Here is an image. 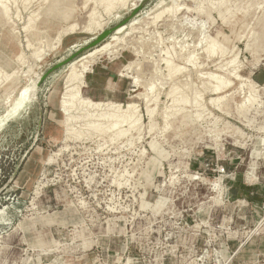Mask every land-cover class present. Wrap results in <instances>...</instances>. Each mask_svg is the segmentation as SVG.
<instances>
[{"label": "rangeland", "instance_id": "1", "mask_svg": "<svg viewBox=\"0 0 264 264\" xmlns=\"http://www.w3.org/2000/svg\"><path fill=\"white\" fill-rule=\"evenodd\" d=\"M0 264H264V0H0Z\"/></svg>", "mask_w": 264, "mask_h": 264}, {"label": "water", "instance_id": "2", "mask_svg": "<svg viewBox=\"0 0 264 264\" xmlns=\"http://www.w3.org/2000/svg\"><path fill=\"white\" fill-rule=\"evenodd\" d=\"M137 13V11H134L132 15L126 19L125 21L121 22L117 26L111 28V29H106L103 32H101L89 45L86 47H83L79 49L76 53L72 54L70 57L67 59L57 63L55 66H53L51 69H49L40 79V83L44 82L52 73L55 71L60 70L64 66L69 65L76 59L80 57V55L84 52H88L94 48H97L101 44H103L108 38H110L114 33L118 32V30L122 29L123 27L127 26L128 22L133 18V16ZM13 180V179H12ZM11 180V181H12Z\"/></svg>", "mask_w": 264, "mask_h": 264}, {"label": "bare ground", "instance_id": "3", "mask_svg": "<svg viewBox=\"0 0 264 264\" xmlns=\"http://www.w3.org/2000/svg\"><path fill=\"white\" fill-rule=\"evenodd\" d=\"M160 4H161V3H159L158 5H156L155 8L152 9V12H155V10H156L158 7H160ZM170 11H171V10H170ZM155 13H156V12H155ZM128 29H129L128 27H127V28L123 27L122 29L118 30V32L115 33V35L113 36V38L111 39V41H109V43H107V45L103 48V50L107 49L108 47H110V46H112V45H115V44L119 41L120 36H121L122 34H124L125 32H127ZM126 30H127V31H126ZM108 40H109V39H108ZM108 40H107V41H108ZM104 43H106V41H105ZM101 51H102V50H101ZM212 51H213V48H212V47L208 48V52H209V53H212ZM98 54H99L98 51L93 52V53H91V55L88 56V58H93V57H95V56L98 55ZM119 126H120V125L117 124L115 127H119Z\"/></svg>", "mask_w": 264, "mask_h": 264}, {"label": "trees", "instance_id": "4", "mask_svg": "<svg viewBox=\"0 0 264 264\" xmlns=\"http://www.w3.org/2000/svg\"><path fill=\"white\" fill-rule=\"evenodd\" d=\"M256 81L260 82L259 79L256 78Z\"/></svg>", "mask_w": 264, "mask_h": 264}]
</instances>
